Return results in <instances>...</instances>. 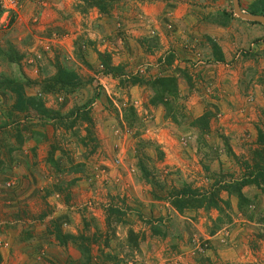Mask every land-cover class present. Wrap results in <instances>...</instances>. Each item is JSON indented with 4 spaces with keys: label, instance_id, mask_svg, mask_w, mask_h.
<instances>
[{
    "label": "rangeland",
    "instance_id": "374dc122",
    "mask_svg": "<svg viewBox=\"0 0 264 264\" xmlns=\"http://www.w3.org/2000/svg\"><path fill=\"white\" fill-rule=\"evenodd\" d=\"M91 1L19 0L0 16V46L10 43L22 57L17 66L0 60V75L39 83L54 76L58 62L82 87L73 96H44L45 107L65 115L92 102L90 124L68 132L35 127L46 134L41 143L2 149L0 264H82L74 245L62 247L52 235L56 224L62 235L101 234L100 248L92 245L94 264H264V228L256 222L264 218L262 181L243 189L253 222L231 198L230 221L210 236L215 211L177 214L167 201L152 198L137 170L139 142L149 144L144 164L166 186L206 190L248 178L246 161L262 160L264 167V27L237 18L231 0H106L107 15ZM252 1L240 0L243 12ZM213 45L222 62L215 61ZM98 53L121 68L117 78L103 74ZM172 76L185 116L179 125L150 105L145 84ZM135 79L143 83L133 85ZM25 90L35 96L39 88ZM9 97L0 93L2 114L12 106ZM133 112L137 123L129 128L124 116L131 119ZM206 113L204 132L192 123ZM87 127L92 136L83 144ZM53 146L56 167L49 161ZM108 207L125 214L110 227ZM129 231L139 237L131 256Z\"/></svg>",
    "mask_w": 264,
    "mask_h": 264
},
{
    "label": "trees",
    "instance_id": "16d2710c",
    "mask_svg": "<svg viewBox=\"0 0 264 264\" xmlns=\"http://www.w3.org/2000/svg\"><path fill=\"white\" fill-rule=\"evenodd\" d=\"M240 4V0H239ZM91 8L96 9L101 15L108 14L109 3L106 0H92L90 4ZM241 7V5H240ZM3 13V9L0 5V16ZM246 13L254 16H264V0H253L246 8ZM233 14L226 15V18L231 17ZM254 25H259L255 24ZM213 51L216 62H222L223 56L218 51L217 46L213 45ZM21 56L17 50L10 43H5L4 46H0V60L6 62L7 65H19ZM98 61L103 74L113 78L118 77L120 73V67L113 66L109 55L98 53ZM169 63L170 60H169ZM56 73L53 77L42 80L41 82H31L24 78L22 75L19 79L12 78L11 76L0 75V93L10 94L9 99L13 102L9 108V112L0 113V153L2 149L8 150L11 153L14 150H19L27 140H34L35 144L41 143L46 134L43 132L37 133L32 128L45 127L51 125L55 129H61L62 131H70L75 128L77 123L90 124L89 106L91 101L82 105L74 106L67 114H62L59 110H51L45 107L43 97L47 95H58L60 97L73 96L78 93V90L82 87L78 76L66 66L55 63ZM143 83L137 79L133 81V85L137 83ZM146 86L152 93L149 103L152 107H161L163 110L164 119L170 121L173 124L179 125L181 120L185 119L183 111L178 105V82L175 77H159L154 80L146 81ZM38 87L39 90L35 96H28L26 90L28 87ZM12 96V97H11ZM134 112L132 113V115ZM124 122L127 127L132 128L137 119L135 115L131 119L124 116ZM209 123V115L206 113L200 118L193 121L192 125H195L199 129L205 132ZM14 132V133H13ZM29 133L28 138H25V134ZM86 136L81 140L83 144L84 140L92 136L89 128H86ZM31 135V136H30ZM38 135V136H37ZM35 136V137H34ZM137 137V136H136ZM14 139L16 146H10L9 139ZM7 140V141H6ZM137 147V153L139 154L140 162L137 164V170L141 174L143 180L150 184L153 193L152 198L159 201H167L170 207L179 215H183L185 212H197L204 211L209 213L215 211L218 217L212 222V226L209 230V235L213 236L225 222H229L228 210H231L230 199L236 200L237 212L240 213L247 221L253 222V214L248 210L249 200L243 193V189L249 186L259 187V181L263 182L261 187V194L264 195V167L262 166V160L255 163L253 166L249 165L246 161L244 169L249 172V177L241 180L231 179L227 183L218 184L214 183L209 186L208 189H193L190 185L180 186H166L165 182H161L159 175H157L154 168L149 169L145 166L144 162L148 161L146 150L149 149V144L139 142ZM55 146L52 147V152L49 154V161L57 166L56 162L52 160V153L55 151ZM264 152V150H263ZM254 159V157H253ZM1 165V164H0ZM252 178V179H251ZM158 193H166V197H160ZM225 194L226 198L221 195ZM226 212V213H224ZM106 225L111 226L112 221L115 220L119 223L120 218L124 217L123 211L116 207H108L105 211ZM258 225L264 228V218L256 221ZM153 234L155 236L164 237L163 233L157 228H153ZM262 230V229H261ZM52 235L57 239L58 244L65 247L68 243L75 246L77 251L83 258L82 264H94L92 262L93 257L92 245H97L100 248L101 234L94 233L91 236L80 234L78 236L62 235L59 227L54 225ZM262 238L264 239V229L262 230ZM110 239L103 241V247H109ZM127 255L131 256V252L137 249V243L139 237L133 231H129L126 239ZM100 251V255L104 252ZM103 259H111L108 256H103ZM113 260V259H112Z\"/></svg>",
    "mask_w": 264,
    "mask_h": 264
},
{
    "label": "water",
    "instance_id": "95a60500",
    "mask_svg": "<svg viewBox=\"0 0 264 264\" xmlns=\"http://www.w3.org/2000/svg\"><path fill=\"white\" fill-rule=\"evenodd\" d=\"M231 5L233 13L237 18L245 22L259 24L264 27V16H254L243 12L240 7L239 0H231Z\"/></svg>",
    "mask_w": 264,
    "mask_h": 264
},
{
    "label": "built area",
    "instance_id": "2783aa9c",
    "mask_svg": "<svg viewBox=\"0 0 264 264\" xmlns=\"http://www.w3.org/2000/svg\"><path fill=\"white\" fill-rule=\"evenodd\" d=\"M18 3L19 0H0V5L4 13H9L10 10L18 6Z\"/></svg>",
    "mask_w": 264,
    "mask_h": 264
}]
</instances>
